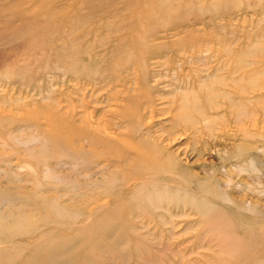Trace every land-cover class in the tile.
<instances>
[{"label": "rangeland", "instance_id": "1", "mask_svg": "<svg viewBox=\"0 0 264 264\" xmlns=\"http://www.w3.org/2000/svg\"><path fill=\"white\" fill-rule=\"evenodd\" d=\"M171 154L215 196L145 201ZM263 222L264 0H0V264H264Z\"/></svg>", "mask_w": 264, "mask_h": 264}, {"label": "bare ground", "instance_id": "2", "mask_svg": "<svg viewBox=\"0 0 264 264\" xmlns=\"http://www.w3.org/2000/svg\"><path fill=\"white\" fill-rule=\"evenodd\" d=\"M145 65V64H144ZM168 71V70H167ZM161 79V78H160ZM121 81V80H120ZM95 85H97V87L95 88V91L96 92H99V91H101V90H104V91H107V89H105L106 88V83L101 79V77H99L98 78V81H96L95 82ZM90 86H91V84H90ZM83 87V86H82ZM109 87V86H108ZM77 88H78V90H84V89H86V88H81V87H79V86H77ZM108 89H110V88H108ZM108 92V91H107ZM119 93H123V91H121V92H119ZM92 94H93V90H92ZM91 94V95H92ZM122 95V94H121ZM128 95V94H127ZM126 94H125V96H127ZM122 97V96H121ZM129 97V96H128ZM128 97H126V98H128ZM121 99H123V100H125L124 98H121ZM117 100H119V95H113V102H117ZM70 117V120L72 119V117H73V115H71V116H69ZM151 118H153V111H151V116H150ZM136 118H137V116H136ZM92 119H94V118H92ZM206 118H204V120H205ZM72 122V121H71ZM72 123H75L74 121L72 122ZM93 123H96V124H100V122L99 121H94ZM197 121H193V124H192V126L191 127H187L186 129H177V131H181V132H183V134L186 132V131H188V130H191V133L193 134V135H197V133H201L202 131H201V126L200 127H197ZM69 125H72V124H70L69 123ZM95 125V124H94ZM181 125V124H180ZM131 126V129H132V131L134 132V133H136L137 135H139L140 137H141V135H143V134H149L150 133V128L148 127V126H143V125H139V126H137V122L136 123H134V124H131L130 125ZM85 127V126H84ZM95 127H97V126H95ZM87 128H88V126H87ZM89 128H90V130H88V131H93L92 133H89V132H86V131H80V133H79V137H80V139H82V141L84 142V141H88V142H90L91 141V138H96L95 140H97V139H103V140H105V141H107V142H110V143H116V144H118V142H120V140L118 139V138H113L114 136H110L109 135V132H105V133H101L100 131H98L97 130V128H93V126H89ZM81 129H83V127L81 126ZM175 129H173V128H171V132H168V131H165V132H163V133H161V134H163V135H165V136H167V139H169L170 140V138H172L173 136H174V134H176V132H177ZM212 136H213V138L214 137H216V139H217V135H214V134H211ZM141 139V138H140ZM123 141L124 140H122L121 141V143H123ZM86 143V142H85ZM110 143H108V144H110ZM121 143H120V145H121ZM125 143V142H124ZM207 143V142H206ZM84 144V143H83ZM87 144V143H86ZM108 144L106 143V145L107 146H101L105 151L104 152H106V150L107 151H109L110 150V147H108ZM111 145V144H110ZM124 145H126L127 147H128V145L127 144H124ZM86 146V145H85ZM88 147H90L89 145L87 146V148ZM96 147H97V145H96ZM130 147V146H129ZM238 148V147H237ZM239 148H241V147H239ZM242 149V148H241ZM86 150L87 149H85V150H83V152H85V154L86 155H90L91 154V151L89 150L88 151V153L86 152ZM131 150H132V154H133V160H134V162H137V161H140V160H143V162L145 161V160H148V161H151V162H153L154 163V165H156V159H155V157H154V155L152 154V153H150V152H145L143 149V151H141L140 150V148H138V147H136V146H132V148H131ZM240 150V149H239ZM233 152V151H232ZM243 152H245V151H243ZM238 153V152H237ZM236 153V155H235V158L236 157H238L237 154ZM185 155V154H184ZM170 157H169V159H172L173 160V162H169V164L168 165H166L165 166V168H162V167H160V170L155 174V173H151L152 171H148V172H146L145 174H143L144 176L142 177V178H137V179H133V184H132V182H131V184L133 185V187H135V190L137 189H140V188H148V190L147 191H144V189H140V190H138L140 193H143L142 195H144L143 196V198H144V200L145 201H147V202H150L152 205H154L156 208H160L159 207V204L157 203V201L156 200H154V198H155V194H157L158 195V193H163V194H168V190H167V187H166V185L164 184V183H158V181H173L174 182V184L176 185V180L175 179H178V180H180V184L179 185H176L177 187H178V190H180L181 188H183L184 187V190L185 189H187L188 191H199L200 193L202 192L204 195H214L213 193H211L212 192V186H211V179L210 178H207V179H205V180H197V185L198 186H196V188L194 187V188H192V186H190V183H191V179H189L188 181L186 180V178L187 177H185V176H183L182 174H181V172L179 171V172H177L178 171V168L180 169V170H182V162H181V159L180 160H178V156H174V155H169ZM101 157V156H100ZM240 157V156H239ZM177 158V159H176ZM100 161L101 160H98V161H96V162H94L95 164H99L100 163ZM104 161H106V163L110 166V162H113L112 161V159H109V158H104ZM84 163H86V162H84ZM87 165V168H86V170L87 169H90L91 168V165H92V159L88 162V164H86ZM100 165V164H99ZM98 165V166H99ZM126 168V167H125ZM163 171V173H159L160 171ZM166 174V175H165ZM168 174V175H167ZM210 177V176H209ZM128 178H130V177H128ZM139 180H144L145 182H146V184H142L143 182L142 181H139ZM121 181H122V179H121ZM166 183V182H165ZM125 184V183H124ZM213 185V184H212ZM126 186V185H125ZM130 186V185H129ZM137 191V192H138ZM215 191V190H214ZM184 193L185 194H188L189 195V193L188 192H185L184 191ZM193 194L192 195H189V197H192V199L194 200V201H198V203L200 204V206L202 205L203 207H207L210 203H209V201L207 202L206 200H201L200 201V199H199V195H198V192H192ZM176 194V196L175 197H177L176 199L178 200L179 198H184V197H182V195H183V193L182 192H178V193H175ZM175 194H173V195H175ZM169 195V194H168ZM172 195V196H173ZM215 196V195H214ZM114 197V196H113ZM147 197V198H146ZM204 197V196H203ZM217 198V197H216ZM213 199V198H212ZM211 199V200H212ZM219 199V198H218ZM156 201V202H155ZM200 201V202H199ZM211 202V201H210ZM216 203H219V201H217V200H212V202H211V204H216ZM115 204V203H114ZM158 204V205H157ZM162 205H163V203H162ZM169 205V204H168ZM207 205V206H206ZM225 206V205H224ZM227 206V205H226ZM234 206V205H233ZM222 207V206H221ZM235 207H237V206H235ZM199 208V207H198ZM238 208V207H237ZM228 209V208H227ZM235 209V208H234ZM160 210V209H159ZM171 210V209H170ZM229 210V209H228ZM231 210H233V209H231ZM241 210V209H240ZM242 210H245V209H242ZM241 210V211H242ZM247 210V209H246ZM202 211V210H201ZM217 211H219V210H217ZM235 211V210H234ZM164 212V211H163ZM246 212V211H245ZM248 212H252V210L251 211H248ZM255 212V211H254ZM217 213V212H216ZM253 213V212H252ZM262 213V212H261ZM165 214V213H164ZM189 214H190V212H189ZM221 214V213H220ZM247 214V213H246ZM249 214V213H248ZM255 214H256V212H255ZM260 215V214H259ZM58 216H60V215H58ZM165 216V215H164ZM170 216V215H169ZM211 215H209V217H210ZM215 216H216V214H215ZM218 216H220L221 217V215H218ZM217 216V217H218ZM246 216V215H245ZM253 216H254V214H253ZM167 217V216H166ZM252 217V216H251ZM49 218V217H48ZM174 218V217H173ZM219 218V217H218ZM216 219V221H212L213 223L214 222H217V220H218V222H220V220H222L221 218L220 219ZM246 218V217H245ZM260 218V217H259ZM167 219V218H166ZM172 219V218H171ZM214 219H215V217H214ZM226 219V218H225ZM227 219H228V217H227ZM226 219V220H227ZM249 219V218H248ZM247 219V220H248ZM37 220V219H36ZM145 220V219H144ZM229 220V219H228ZM226 221V222H229V221ZM239 220V219H238ZM54 221V220H53ZM252 221V220H251ZM77 222V221H76ZM144 222V221H143ZM206 222V221H205ZM212 222H210V223H212ZM259 222V221H258ZM257 222V223H258ZM208 223V222H207ZM213 223H212V225H213ZM244 223V222H243ZM246 223V222H245ZM255 223V222H254ZM264 223V222H263ZM144 224V223H143ZM220 224H222V222L220 223ZM216 225H219L218 223H216ZM223 225H226V224H223ZM230 225V224H229ZM205 226H207V225H205ZM214 226H215V223H214ZM220 226V225H219ZM211 227H213V226H211ZM233 227V226H232ZM43 228V227H42ZM84 228V227H83ZM213 228H215V227H213ZM220 228H221V226H220ZM175 230V229H174ZM34 233V232H33ZM173 233V232H172ZM23 234V233H22ZM95 234V233H94ZM238 234V233H237ZM27 235V234H26ZM29 235H31V234H29ZM89 235V234H88ZM91 235H93V234H91ZM253 235V234H252ZM257 235V234H256ZM259 236V235H258ZM257 236V237H258ZM30 237V236H29ZM74 238V237H73ZM1 239V238H0ZM24 239V238H23ZM259 239V238H258ZM257 239V240H258ZM254 241H255V239H254ZM263 241V240H262ZM24 242V241H23ZM251 242H253V241H251ZM27 243V242H26ZM248 243V242H247ZM29 244V243H28ZM78 246V245H77ZM80 246V245H79ZM7 248V247H6ZM85 248V247H84ZM31 250V249H30ZM69 251H71V250H69ZM92 253V252H91ZM256 253V252H255ZM25 254V253H24ZM247 254H249V253H247ZM69 255V254H68ZM245 255H246V252H245ZM244 255V256H245ZM32 256V255H31ZM257 257V256H256ZM60 258V257H59ZM62 258V257H61ZM247 258V257H246ZM27 259V258H26ZM22 260H23V258H22ZM30 260V259H29ZM34 260H36V259H34ZM61 260V259H60ZM64 260V259H63ZM62 260V261H63ZM39 261V260H38ZM35 262V261H34ZM64 262V261H63ZM241 262V261H240ZM33 263V262H32ZM42 263H44L43 261H42ZM55 263H57V261L55 262ZM240 264V263H239ZM259 264V263H258Z\"/></svg>", "mask_w": 264, "mask_h": 264}]
</instances>
